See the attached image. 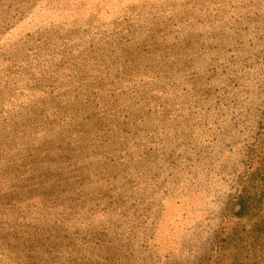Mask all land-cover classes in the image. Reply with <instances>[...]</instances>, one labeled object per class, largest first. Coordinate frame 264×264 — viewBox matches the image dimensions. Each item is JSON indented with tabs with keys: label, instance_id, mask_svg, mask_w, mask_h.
<instances>
[{
	"label": "rangeland",
	"instance_id": "obj_1",
	"mask_svg": "<svg viewBox=\"0 0 264 264\" xmlns=\"http://www.w3.org/2000/svg\"><path fill=\"white\" fill-rule=\"evenodd\" d=\"M260 178L264 0H0V264H264Z\"/></svg>",
	"mask_w": 264,
	"mask_h": 264
},
{
	"label": "trees",
	"instance_id": "obj_2",
	"mask_svg": "<svg viewBox=\"0 0 264 264\" xmlns=\"http://www.w3.org/2000/svg\"><path fill=\"white\" fill-rule=\"evenodd\" d=\"M261 181L262 178H260L256 186L250 185L252 188L244 189L238 193L235 200L236 208L233 210L235 218L252 223L250 238L253 240L257 239V237L260 238V232L262 231L257 225L264 223V197L258 195V190L262 191L264 189V183L261 184ZM239 235L241 234L239 233Z\"/></svg>",
	"mask_w": 264,
	"mask_h": 264
}]
</instances>
